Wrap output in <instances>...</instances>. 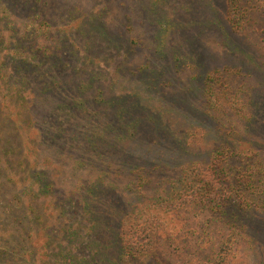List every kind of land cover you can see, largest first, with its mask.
Listing matches in <instances>:
<instances>
[{
    "label": "trees",
    "instance_id": "16d2710c",
    "mask_svg": "<svg viewBox=\"0 0 264 264\" xmlns=\"http://www.w3.org/2000/svg\"><path fill=\"white\" fill-rule=\"evenodd\" d=\"M198 1L206 8L203 15L205 26L209 28L206 30L214 31L221 41L224 36L223 51L235 61L212 67L214 53L202 51L196 41L197 34L188 31L196 20L178 17L172 0H139L136 8L128 0L119 2L125 12L116 21L108 19L113 2L108 0L99 12L78 5L73 9L80 13L78 29L88 37L84 52L77 50L75 42L69 43L71 35L66 33L61 37L54 33L52 36L58 44L48 49V55L56 58L64 74L70 69L74 77H80L77 82L66 78L59 81L56 77L43 80L42 74L34 83H29V72L34 73L35 69L30 66L29 71L26 67L21 69L18 86L24 89L31 84L33 96L29 99L19 90L23 103H18L15 110L0 113V140L9 146L10 136L16 129L12 121L22 125L23 118L29 116L34 125L26 126L30 144L32 137H38L35 122L42 114L38 109L47 108L50 102V110L64 113L66 120L76 117L80 122L70 134L66 129L54 132L55 140L62 138V146L72 142L70 149L57 151L71 163L68 173L71 178L62 177L61 166L53 163L51 157L42 159L32 144L27 152L33 155L23 154L19 158L25 172L17 181L14 196L25 210L24 223L30 231L24 238L25 246L18 241L14 244L13 240L9 248L0 242V264H27L31 256L29 246H36L32 241L34 233L44 241L40 246L53 250L58 264H170L160 258L161 246L168 243L171 247L177 234H189L191 229L184 213L193 210L208 211L220 227L229 230L223 246L219 237V242L209 247L211 257L205 264H232L229 262L237 255L238 244L254 241L257 235L254 220L258 211L264 213V62L238 39V35L246 33L252 19L250 0H227L224 15L218 10L217 0ZM179 9L181 13L190 12L192 7L183 5ZM140 26L148 29L147 41L155 46L160 58L168 57L170 61L161 70L153 69L150 64L139 65L135 70L129 67L139 40H143L142 31L137 30ZM34 29L29 28L24 34V44L20 46L22 54L32 46L27 41L33 37ZM178 40L180 44L176 43ZM102 41L109 49L123 51L118 54L122 60L116 70H102L101 60L111 53L108 48L102 50ZM81 55L88 57L86 63L79 64L73 59L83 58ZM191 68L199 70L198 78L194 79L199 85L191 86L185 94L196 88L206 104L202 111L196 109L198 122L204 129L199 146L202 144L205 150L198 154L189 148L195 133L188 124L192 114L187 113L192 104L186 95L180 104V109H185L181 112L185 125L177 128L167 125L168 120L163 119L169 110L164 109L158 115L156 111L145 114L146 109L139 112L138 101H128L125 96L114 93L127 72L149 82L158 77L170 79L169 71L177 73ZM255 73L261 76L262 90L253 95L245 92L239 77ZM132 75L127 81L134 87L138 82ZM9 85L10 89L14 86ZM148 86L150 90L156 88L153 83ZM147 93L150 96L149 90ZM146 100L149 104V99ZM163 100L161 98L159 105ZM29 103L30 108H26ZM110 112L120 121H127L120 125V130L113 123H107ZM146 134L157 138L147 150L136 143ZM173 136L177 140H173ZM44 141L43 136L42 142L38 141L39 146ZM81 146H85L84 154L75 157ZM108 148L113 150L115 161L107 157ZM88 150L96 151L97 155H89ZM167 166H173L174 171L164 173L163 168ZM160 171L163 173L154 180L153 174ZM124 176L131 178L119 181ZM62 180L64 186L59 183ZM40 198L47 199L44 211L52 222H44L42 214L36 213L33 203ZM179 225L181 229H177Z\"/></svg>",
    "mask_w": 264,
    "mask_h": 264
},
{
    "label": "rangeland",
    "instance_id": "374dc122",
    "mask_svg": "<svg viewBox=\"0 0 264 264\" xmlns=\"http://www.w3.org/2000/svg\"><path fill=\"white\" fill-rule=\"evenodd\" d=\"M122 1L125 0H113V2L110 3L111 9L108 15L109 20L113 19L116 21L117 19L122 18L125 11H123L121 6L118 5V3ZM128 1L131 2L134 8L139 6V0ZM226 1L227 0H217V5L219 7L218 10L222 11V15H224L226 12ZM107 2L108 0H1L0 113L10 112L12 109L15 110L18 103L19 105L23 103V96L22 94H19V90H22L24 96H28L29 99L32 98L33 95L31 96L30 94L32 93L31 84L25 85L24 89H21L18 86V80L22 78V70L25 69V67L27 71H29L28 66H30V69H35L34 73L29 72V83H34L35 79L43 76L42 74H44L43 80H49L52 77H56V79L59 81H63V79L66 78L70 80L72 79L71 82H77L78 79H80V77L78 76L74 77L76 75L70 69H68L64 74L62 67L57 64L58 62L56 58H52L48 55V49L53 48L58 44V42L53 40L52 36L55 33L61 35V37H64L67 33L71 35L69 43L75 42L77 47H79L77 48V50L82 49L84 52V50L86 49L85 46L87 45L88 37L82 32L81 29H78V16L80 15V13H77V10L74 11L73 9L76 5H78L79 7L84 6L85 8L89 9V11L95 13L101 11L106 6ZM172 2L176 4L174 6L177 7L176 12L178 14V17H189V19L194 18L196 20V24L191 26L188 31L197 34L196 36L199 38L196 41L199 42V48L202 51H207L209 54L210 51L214 53L213 57H215L216 59L213 58V61H211L212 67H217L221 64L223 66L227 62L235 61L231 55L227 56L223 51L224 36L222 35L221 41L220 36L214 34V31L206 30L209 29L205 26L206 24L203 19V15L206 14V8L200 6V2L198 0H194V2L192 0H172ZM183 5L192 7L191 11L188 12L187 10L186 12L181 13L179 7ZM249 8L252 19L249 23L248 28L246 29V33L244 35L237 34L238 37H240L238 39L241 40L240 42L244 41L245 44L250 48V50L258 56L259 60L264 62V0H250ZM169 9L171 11L173 9V6L169 7ZM167 11L170 12L168 9ZM199 21H201L202 23H200ZM118 23H121V21ZM29 28L31 29V31L35 28L33 37H31L27 41V43L32 46L29 48V50H25L22 54L21 51L23 52V49L21 47H23V42L25 40L24 34ZM137 30L143 32H140V37H142L143 40H139V44H137L136 46L137 51L134 54V57H131L132 59H130L132 61V65L129 66L130 69L135 70L139 65L150 64L153 69L154 67H156L157 69L161 70L165 65L170 63L168 57L164 59L160 58V56L155 51V46L151 45L150 42L147 41L146 32L148 31V29L140 26ZM127 32L129 31H126V33ZM48 33L50 35V38H48ZM127 34L129 35V33ZM176 43L180 44L181 42L180 40H178ZM101 44L103 47V51L107 48L109 49L105 41H102ZM27 51L30 53H28ZM109 51L111 52L110 55L107 54L109 55L107 58L102 57L103 59L100 62L102 70H107V72L116 70L119 62L122 60V56L118 54L123 53L122 50H116L114 48H110ZM81 57L83 58L73 59L76 60L79 64H81L82 62L86 63L88 57H84L83 55H81ZM39 64L41 65V67L39 66ZM206 64L209 66V63ZM37 68L40 69V72H36ZM47 69L48 71H45ZM198 72L199 70L196 68L186 69L183 72L177 73L169 71L168 73H171L168 74V76L171 77L170 79H167L165 77H158L157 80H151L149 82L141 81L139 80L138 75L133 76L132 74L127 72L121 78V80L124 81L116 85V90L114 91V93L116 94V96H125V98H128V101H138L139 112L146 109L144 111L145 114L156 111L155 114L158 115L159 112L164 109L169 110V112L166 113L168 115H165L163 119L165 118L168 120V122H166L167 125H171L173 127L175 125V127L177 128L185 125L183 123V113L185 109H180V107H182L180 106V104H182L181 99L183 101V99H185L187 96L192 104L190 107V111L187 113L192 114L191 121L188 124L192 129V132H194L195 134L193 140L188 136H186V138H190L192 140V142H190L189 144L190 150L193 153L198 154L199 152H204L205 150H203L202 144H200L199 146V141H203L201 137L204 136V129L198 122V113H196V109L202 111L206 108V104L204 98L200 97V94L198 90H196V88L195 90L189 91L185 94V92H187V90L191 88V86L196 87L197 85H199V82L197 80H194L195 78H198ZM131 75L133 76L134 80L138 82L137 86H130V83L127 81V78ZM239 78L241 82L240 85L245 87L246 93H248L249 91L251 94L255 95L261 92V76H258L257 73L250 77L244 75ZM149 83L155 84L156 88L154 90H150L148 88ZM9 84H13L14 86L10 89ZM159 84L164 85L160 86ZM159 88H162L161 91H159ZM148 90L150 91V96L147 93ZM54 95L55 94L51 96L54 97ZM142 95H145L146 98H144ZM161 98H163L164 100L162 101V105H159V101L161 100ZM146 99H149V104ZM40 101L42 100L40 99ZM57 101L60 102L59 99H57ZM30 105L31 103L26 104V108H30ZM39 106L41 107V105ZM35 107L39 108L36 104ZM51 107L52 104L50 102V105H47V108L38 109L42 113L39 115L37 121L35 122V129H37L36 131L38 133V135L36 134V136L38 137H32L33 139H30L29 141H31L30 144L34 145L38 149L39 154L43 157L42 159H45V157H51L53 163L61 166L60 170L62 172V177L70 176L71 178L72 176L68 175V173L70 172L71 163L66 160V157L64 155L60 154L57 151L60 149H63L65 151V148L67 147L70 149V144L72 142H70L68 145L62 146V138L55 140L56 138L54 137V132L66 129L69 130L70 134L73 131H76L74 128H76V125L79 124L80 120L76 119V117L70 118V120H66L68 117H66L64 113L52 111L50 110ZM14 113L15 112H12L11 115L14 116ZM110 115L111 117H109L107 123H113V125L117 127L118 130L121 129V124H125L127 122H123V120L120 121L118 117H115L113 112H110ZM23 119L25 123L22 122V125H19L16 121H12V126H14V128L16 129L10 136L9 146L5 144L3 139L0 140V242H2V245L4 244L9 248H12L13 245L11 244V241L13 240H15L14 244L16 243V241H18L25 246L27 240L24 238H26L28 232L30 231H28V225L24 223L25 217L23 213H25V210L14 196L15 192L17 191V181H20L22 179V176L25 172L23 171V168L20 167L19 158H21V155L23 154L27 155L28 157H31L33 155L27 152V150L31 149L29 148L30 144H28L27 141L28 131L26 130V126L34 125H32L29 116ZM262 120L263 119L260 118V121ZM61 127H63V129H60ZM43 136L45 141L42 145L39 146L38 141L41 140L42 142ZM51 136L53 137L51 138ZM156 139L157 138H155V136L149 137L148 134H146L140 136L139 140H136V143L139 142L141 146H144L147 150L150 149L152 143H156ZM207 139L208 141H211L210 138ZM173 140L177 139L173 136ZM85 146L88 147V145L86 144ZM85 146H81L78 148L79 154L75 153V157H80L84 154ZM105 152L107 154V157L113 161V150L108 148ZM87 153L89 155L93 154V156L97 155L96 151L93 152L88 150ZM120 155L121 154H119L118 156L120 157ZM176 163L177 162H174L173 166H176ZM173 166H167L163 168V172L166 171L167 173H172L174 171ZM163 172H155L153 174L154 180H157L159 174ZM129 178L131 177L124 176L123 179L120 178L119 181L123 180V182H126L129 180ZM59 183L60 185L64 186L63 180ZM69 184H71V180H69ZM46 200L47 199L43 198L36 199V201L33 203V207L37 209L36 213L42 214L44 222H52L53 219L51 217H48L47 211H44L47 204ZM184 214H186V223H188L187 226L191 229L189 234L187 236L183 233L177 234L175 236L173 244H171V247L167 246L168 243L163 244L161 246L162 250L160 252V258L164 262H168L170 264H205V262H207L211 257V250L213 248V245L219 242V237H222V246L224 245L225 239L228 237L227 235L229 233V230L224 226L220 227V224L211 217V214L208 211L195 212V210H193L187 211ZM18 220H20L21 222H18L17 224L16 222ZM180 227L181 225H179L177 229H179ZM253 229L257 231V235L254 238V241L239 243V246L237 247L238 249L236 251L237 255H235L229 263L264 264V213L258 211L253 223ZM35 234L36 233H34L32 241L33 244L36 243V246L30 244L29 251L31 253V256L30 261L27 264H58L56 262L57 258L53 257V250L50 247L45 248L44 246H40L44 243V241L35 237ZM202 237L206 239H201ZM200 239L201 243H199ZM196 244L197 246H195ZM211 245L212 248H209ZM38 246H40V250ZM24 250L25 247H23L22 251ZM45 251L46 253L44 254Z\"/></svg>",
    "mask_w": 264,
    "mask_h": 264
}]
</instances>
